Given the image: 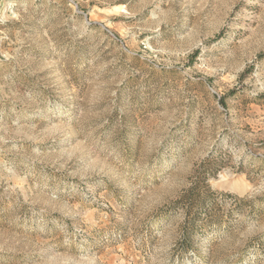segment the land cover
Returning a JSON list of instances; mask_svg holds the SVG:
<instances>
[{"label":"rangeland","instance_id":"rangeland-1","mask_svg":"<svg viewBox=\"0 0 264 264\" xmlns=\"http://www.w3.org/2000/svg\"><path fill=\"white\" fill-rule=\"evenodd\" d=\"M263 97L264 0H0V264H264Z\"/></svg>","mask_w":264,"mask_h":264},{"label":"trees","instance_id":"trees-1","mask_svg":"<svg viewBox=\"0 0 264 264\" xmlns=\"http://www.w3.org/2000/svg\"><path fill=\"white\" fill-rule=\"evenodd\" d=\"M198 181H199L198 184L202 183V185H205V181H206L205 176L203 175L200 176ZM205 188H208V187H206L205 185ZM213 195L214 194L209 193V191L201 192L197 189V187H191L178 199L176 204H179V206L182 209H184L186 208L188 203H193L195 205V208L197 209V216H198L199 214H206L207 212L210 211L209 209L210 196H213ZM185 214H186V217H188L189 215L188 209H185ZM212 219L213 218H211L210 224H215L219 222L217 221V219L215 220H212ZM195 224L196 223L193 222L191 224V227H193Z\"/></svg>","mask_w":264,"mask_h":264}]
</instances>
